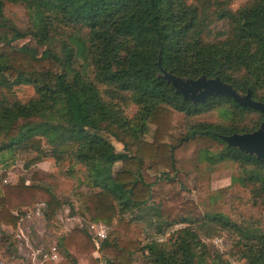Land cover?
<instances>
[{
	"label": "trees",
	"instance_id": "1",
	"mask_svg": "<svg viewBox=\"0 0 264 264\" xmlns=\"http://www.w3.org/2000/svg\"><path fill=\"white\" fill-rule=\"evenodd\" d=\"M9 3L27 10L26 28L5 15ZM162 69L182 78L218 77L264 103V0H0V226L14 228L17 214L41 203L45 219L55 216L62 202L50 173L36 168L29 179L6 178L18 155H26V169L52 158L67 164L72 178L76 167L82 170L79 213L110 228L98 248L105 264H264L259 218L184 205L165 221L164 240L141 245L117 237L113 227L127 226V214L152 201L157 211L164 206L163 183L176 180V196L189 191L204 162L235 164L232 181L253 207L264 206V160L221 138L254 131L264 113L230 97L185 101ZM17 85H31L34 95L18 99L11 92ZM212 111L221 122L194 120ZM175 112L186 119L181 126ZM223 232L230 236L227 257L206 242ZM56 244L65 256L74 248L99 264L83 228ZM15 253L11 237L0 240V264H17Z\"/></svg>",
	"mask_w": 264,
	"mask_h": 264
},
{
	"label": "rangeland",
	"instance_id": "2",
	"mask_svg": "<svg viewBox=\"0 0 264 264\" xmlns=\"http://www.w3.org/2000/svg\"><path fill=\"white\" fill-rule=\"evenodd\" d=\"M244 1L246 0H233L235 5H239ZM5 15L20 29H24L28 25L27 10L21 5L6 4ZM215 29H222V24H217ZM11 92L18 99L26 101L34 95V88L31 85H17L13 86ZM134 109V106H130L128 111L133 112ZM185 120L182 113H174V123L177 126H181ZM194 120L218 123L222 121V117L217 111H212L204 113L194 118ZM152 131L153 126L150 125L149 133L145 136L147 140L151 139ZM112 142L117 150L122 148V145L116 140L112 139ZM25 157L26 155H18L8 169L6 177L8 182H15L19 177L29 179L36 168L41 169L55 178L56 184L52 189L62 205L55 216L49 220L43 216V203L24 208L22 210L23 214L20 216L17 214L19 218L14 232L3 237V239L9 237L13 239L16 250L15 262L17 264H31L34 255L39 260V250L50 252V248L56 246L57 259L44 264H74L72 258L76 259V264H88L84 253L79 252L78 254L72 248L71 257L65 256L56 244L59 237L69 234L73 229L83 228L90 235L94 246L91 257L97 258L99 264H105L94 240L100 247L101 242L107 238L110 228L103 223L90 222L87 217L81 216V213H79L80 200L77 193L86 191L84 187H79L78 184L79 179L83 177L82 170L76 167L74 178H72L66 171L67 164L58 166L52 158L43 159L37 165L26 169L24 168ZM119 166V162L115 163L114 169ZM0 170H2V164ZM236 173V165L231 162H220L214 165L204 162L200 164L199 172L188 181L189 191L182 190L181 194L176 196L177 190L181 189L178 182L175 180L171 184H167L168 182L163 183V190L160 191V194L166 201L164 206L157 211L155 203L152 201L149 206L141 211L127 214L125 216V220L129 222L127 226L124 225L125 223H121L120 226L114 225L113 227L117 237L119 239H135L141 245L150 241L164 240L170 232L164 225L165 221L182 214L184 205L195 212L218 211L229 215L233 219H239L240 216L248 219L259 218L264 223V206L253 207L251 205L248 194L232 181V177ZM13 213H17V210H14ZM91 224H94V228L91 227ZM19 227L23 235L18 231ZM100 229H103L106 234L104 239L96 237L94 234V230L99 231ZM16 234H18V237ZM217 238L220 241L216 244L213 242L215 238L208 239L206 242L211 245V249L227 257L230 245L229 234L223 232ZM80 250L84 252V249L81 248ZM233 263L238 264L237 262Z\"/></svg>",
	"mask_w": 264,
	"mask_h": 264
},
{
	"label": "water",
	"instance_id": "3",
	"mask_svg": "<svg viewBox=\"0 0 264 264\" xmlns=\"http://www.w3.org/2000/svg\"><path fill=\"white\" fill-rule=\"evenodd\" d=\"M161 76L174 87L175 93L182 99L193 104L204 103L208 97H230L241 106H247L264 113V103L255 101L251 97V90L241 93L231 85L222 82L218 77L207 78L204 75L196 78H182L171 74L165 69ZM229 147H235L241 152L254 155L257 159L264 160V121L258 128L247 133H233L221 137Z\"/></svg>",
	"mask_w": 264,
	"mask_h": 264
},
{
	"label": "built area",
	"instance_id": "4",
	"mask_svg": "<svg viewBox=\"0 0 264 264\" xmlns=\"http://www.w3.org/2000/svg\"><path fill=\"white\" fill-rule=\"evenodd\" d=\"M91 227L94 228V224H91ZM101 227V226H100ZM18 231L23 235V232L21 230V228L19 227ZM94 234L96 237H99L101 239H104L106 237V234L104 233L103 229H100L99 231L94 230ZM16 236L18 237V234H16ZM218 241H220L219 238H215L213 240V242L216 244ZM95 246L97 247V249L99 248V244L94 240ZM39 260L36 259V256L34 255V257L32 258V263L31 264H44L46 262L49 261H54L57 259L58 257V251L56 246H52V248H50V252H44L42 250H39Z\"/></svg>",
	"mask_w": 264,
	"mask_h": 264
},
{
	"label": "crops",
	"instance_id": "5",
	"mask_svg": "<svg viewBox=\"0 0 264 264\" xmlns=\"http://www.w3.org/2000/svg\"><path fill=\"white\" fill-rule=\"evenodd\" d=\"M15 228L16 227L13 228L11 226L1 225L0 226V240H2L4 236L12 234V232H14Z\"/></svg>",
	"mask_w": 264,
	"mask_h": 264
}]
</instances>
